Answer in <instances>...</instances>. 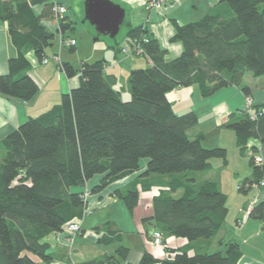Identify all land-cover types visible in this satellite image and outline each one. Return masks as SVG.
Listing matches in <instances>:
<instances>
[{
	"label": "trees",
	"instance_id": "16d2710c",
	"mask_svg": "<svg viewBox=\"0 0 264 264\" xmlns=\"http://www.w3.org/2000/svg\"><path fill=\"white\" fill-rule=\"evenodd\" d=\"M36 6H42L40 13ZM0 19L16 50L8 73L0 75V93L29 102L39 86L29 75L28 53L41 64L45 58L47 64L54 62L51 57L59 54L48 56L46 51L57 34L69 37L66 33L74 31V22L57 17L51 0H0ZM48 20L58 22L57 31L45 25ZM172 23L175 33L170 41L183 45L182 54L173 60L166 59L167 51L144 26L133 25L128 18L125 39L108 45L127 58L143 56L151 63L129 73L130 99L124 100L116 89L118 79L107 73L106 59L83 62L80 70L61 61L57 66L68 78L79 75V86L0 141V264L50 263L53 254L47 238L65 232L69 223L84 216L88 183L100 175L91 188L98 194L137 173L114 196L135 216L141 192L160 188L152 197L150 214L137 220L152 244L155 232L162 235L166 251L159 258L144 250L138 264L239 262L240 245L220 238L229 213L228 196L217 181L204 177L214 168V159L228 164V152L223 147L205 148V133L197 130L198 115L176 114L168 93L196 84L203 97L229 86L241 87L251 97L243 85L246 74L264 77V0H221L197 21ZM136 43L143 54L123 52ZM226 125L234 130L241 153L251 139L264 145V105L233 112ZM253 155V174L240 191L260 187L264 181V164L257 165ZM141 159L147 160L145 165ZM252 206L244 215L264 220V202ZM102 236L99 244L121 242V232L113 228ZM169 237L188 244L167 247ZM201 241L209 245L205 248ZM215 241L217 249L212 250ZM116 253L126 261L130 248L122 244ZM77 264L121 262L104 254Z\"/></svg>",
	"mask_w": 264,
	"mask_h": 264
},
{
	"label": "crops",
	"instance_id": "0c3cea01",
	"mask_svg": "<svg viewBox=\"0 0 264 264\" xmlns=\"http://www.w3.org/2000/svg\"><path fill=\"white\" fill-rule=\"evenodd\" d=\"M112 1L125 8L126 16L133 25L144 26L158 40L161 47L167 51L166 59L170 61L179 57L183 52V45L181 43H172L170 41L175 33L172 20H176L179 24L197 21L205 16L221 0H161L164 3L161 9L147 8L144 0ZM60 2L67 8V13L64 17L75 22L77 19L74 13L72 10H69L73 0H60ZM35 11L40 13L42 6H36ZM44 23L52 31H57L59 27L56 20H48L44 21ZM66 35L75 38L69 32ZM60 37V34L56 35L53 45L47 49L46 53L48 56L59 54L62 62H69L73 65L74 60L70 58L61 46ZM75 48L77 50L78 42ZM107 53L108 51L102 57L107 60V73L114 74L117 77L118 83L116 89L121 91L124 98V87H120L119 89L121 80L127 79L131 70L148 67L151 63L147 61L146 65H144V63L134 61V57L127 58L113 49L110 50L108 56ZM15 55L16 50L9 38L7 24L0 19V75L8 73L9 59ZM27 58L31 64L29 75L39 86V92L29 102L7 97L0 93V141L30 118H36L52 106L58 104L63 94L77 88L80 83L79 75L68 78L56 63L41 64L33 52H29ZM243 85L249 88L254 106L264 105V77L253 78L250 74H246ZM125 94L126 96L129 95L128 92H125ZM245 98V93L241 87L237 86L223 88L210 97H203L199 86L196 84L190 87L178 88L168 93V100L171 102L176 114L182 115L193 111L198 115L199 126L197 130L205 133V140L202 142V144H207L205 147H223L228 152L229 162L226 166H223L220 160L218 166L213 164L214 168L204 174L206 179L217 181L222 191L228 196L229 213L226 223L221 230L220 238L225 242L231 240L240 245L242 256L237 264H264V220L247 217L243 223H239V220L243 218L245 210L251 204L256 205L257 203L264 202V187H257L255 185L254 187L246 188L245 192L240 191L245 179L251 177L253 174L250 158L254 156L253 154L264 158V145L258 140L251 139L248 141L244 154L241 153L236 144L234 130L226 125L230 114L245 108ZM231 152L234 156L237 155L238 160L241 161L239 163L243 169L242 171H239V169L229 170L232 164V159L229 158ZM247 157H250L249 161L246 159ZM136 175L138 173L117 181L98 194L90 193V196L87 198V210H92V213L95 214L98 211H106L111 205H118L119 199L114 196L115 190L126 185ZM124 180L127 182H123ZM95 181L97 180H91L88 186L91 188ZM142 195H144L143 192L141 193ZM150 212L151 209L142 211L139 205L135 210V216L130 214L129 221H126V225L123 227L118 224L117 220L113 219V215L110 212L103 214V218L98 219L99 223L95 225L92 223L88 224L86 220L88 216H86L82 224V231L87 232L89 230L91 233L94 230L100 229V232H102L101 230L105 229H101V227L109 223V227L127 234L125 237L127 236L128 239L134 237L133 239L137 241L136 246L139 253L134 259L129 260L128 257L126 261L117 257L121 264H138L144 250L151 251L155 256L163 258L166 255L164 247L158 248L159 251L161 249H164V251L155 252L154 244L149 239L146 240L147 234L137 220L150 214ZM135 229L142 231L144 237L143 235L142 237L134 236ZM62 235V233L53 234L47 238V241L50 243V239L57 238V242L61 243L60 238ZM201 242L205 248L209 245L207 241ZM166 244L167 247L180 248L187 246L188 241L169 237L166 239ZM216 245V241L213 242L211 249L216 250ZM57 246L59 247L60 254L58 253V249L55 248ZM50 251L53 254L50 264L53 262L55 264L68 263L67 258L64 256V246L56 244L54 247H51Z\"/></svg>",
	"mask_w": 264,
	"mask_h": 264
},
{
	"label": "rangeland",
	"instance_id": "374dc122",
	"mask_svg": "<svg viewBox=\"0 0 264 264\" xmlns=\"http://www.w3.org/2000/svg\"><path fill=\"white\" fill-rule=\"evenodd\" d=\"M85 2H86V0H73L72 5L69 8V10L73 11V13L77 19L74 22V31H69V34L72 35L73 37H75V39L77 40L78 48L75 52H71L69 48L63 47L65 49V52L70 56V58L71 59L73 58V60H74L73 65L78 70H80L83 62L93 63V62L97 61L98 59L102 58L104 56L105 52H107V51H108V53H107V56H108V54L111 50L110 48H108V45L114 44V42H115V39L110 38L109 36L100 35L97 32L96 28L93 25H91L89 23V21H87L85 19ZM125 36H126V28H125V26H122L119 34L116 37V39L119 42H121L125 39ZM135 55L139 56L138 53H135ZM133 60L140 62V63H144V65H146V63L148 61L143 56L142 57H135ZM120 87H124V91L128 92V81H127V79H125L124 81L121 80V82L119 84V89H120ZM121 89H123V88H121ZM125 92L123 94L124 100L130 99V95L126 96ZM253 106H254V102H253L252 107ZM203 145L205 147L207 144L205 143ZM205 148H207V147H205ZM208 149H210V148H208ZM229 158L232 159L231 160L232 164H231V167L229 168V170H232V169H239V171L243 170L241 167V164L239 163L241 161L238 160L237 155L234 156V154L231 152L229 154ZM249 158L250 157H247L246 159L249 161ZM146 162H147L146 159H141V162H140L141 166L145 165ZM212 163L215 166H218V164H220V160L214 159L212 161ZM189 173H191L194 176L195 175L198 176L201 174V172H189ZM225 174H227V173H225ZM93 180H97V181H95L93 186L97 185L99 183V180H100V175H96ZM125 181L126 180H124L123 182H125ZM91 188L88 186V188L85 190V194H87V198L90 196ZM157 189L158 188L155 187L154 193L143 192L144 195H142V197H141L142 202L140 204L142 211H145L147 209H151L150 208L151 207V203H150L151 201L150 200L152 199V197L155 195V193H157V191L160 188L158 190ZM179 196H180V192H178L176 194V197H179ZM118 201H119L118 205H111V207L107 208L106 211H101V212L98 211L95 214L92 213L93 212L92 210L86 209L84 216L81 219L75 220L76 222L79 223L80 228H81L79 233L74 235L73 233H70L66 229V231L64 233H62L63 235L60 238L61 243L57 242V238L50 239V246L54 247L56 244L64 246V256L68 260L67 264L80 263V262L84 261L83 259L91 260L94 258L102 257L104 254L118 257L116 250L122 244L123 245L125 244L131 248L129 260H131L132 258L134 259V257L139 253V250L136 246L137 241H136V239H133L134 237H132V238L130 237V239H128L127 236L125 237V235H127V234L121 233V242L115 240V241H113L107 245L98 243L99 239L104 237V236H102L101 233H105L104 231H108L109 228L111 229V227L108 226L109 223L106 225H103L101 227V229H105V230H101L102 232H100V229L94 230L91 233L89 232V230H87V232L82 231V224H83L86 216H88L86 219L88 224L92 223L93 225H95L96 223H99L98 219H102L103 218L102 216H104L103 214H105V213L107 214V212H110L113 215V219L117 220L118 224L121 227L125 226L126 221H129V219H130V212L128 211V209L126 208V206L123 204L122 201H120V200H118ZM142 214H144V213L142 212ZM142 235H143L142 231H138L135 229L134 236L142 237ZM143 237H144V235H143ZM146 237H147L146 240L147 239L150 240V237L148 235H146ZM153 247H154L155 252H157V253L162 252L165 249L164 248V249H161V251H159V249H158L159 247H156L155 245ZM55 248L58 249V253L60 254L59 247L57 246ZM36 264H44V263L38 260ZM51 264H55V263L53 262Z\"/></svg>",
	"mask_w": 264,
	"mask_h": 264
},
{
	"label": "built area",
	"instance_id": "2783aa9c",
	"mask_svg": "<svg viewBox=\"0 0 264 264\" xmlns=\"http://www.w3.org/2000/svg\"><path fill=\"white\" fill-rule=\"evenodd\" d=\"M146 3L147 8H156V9H161L164 5L163 1L161 0H144ZM54 4V11L57 17H64L65 14L67 13V8L66 6L60 2V0H51ZM60 44L62 47H75L77 44V40L75 38L71 37H60ZM123 52L126 53L127 55H134L135 53H138V55L143 54V49L139 44H134L133 47L130 46L129 48L123 49ZM51 59L58 65H61V58L59 55H54L51 57ZM49 62L48 58H45L43 60V64H47ZM253 105V99L252 97H246L245 98V109L250 110ZM255 162L257 165L262 166L264 164V158L262 156H257L255 158ZM264 186V181L261 182L260 187ZM87 197V194H86ZM252 205L248 208V211L252 209ZM248 214L244 215V217L239 220V223H243V221L248 217ZM67 230L70 233H73L74 235L79 233L81 230L80 225L78 222L73 221L68 224ZM153 244L156 247H161L162 244V235L159 232H155L153 234Z\"/></svg>",
	"mask_w": 264,
	"mask_h": 264
},
{
	"label": "water",
	"instance_id": "95a60500",
	"mask_svg": "<svg viewBox=\"0 0 264 264\" xmlns=\"http://www.w3.org/2000/svg\"><path fill=\"white\" fill-rule=\"evenodd\" d=\"M85 19L100 35L116 39L127 16L125 8L112 0H86Z\"/></svg>",
	"mask_w": 264,
	"mask_h": 264
}]
</instances>
